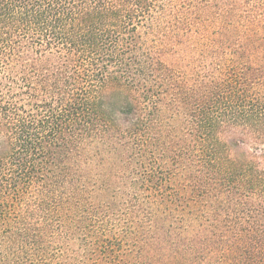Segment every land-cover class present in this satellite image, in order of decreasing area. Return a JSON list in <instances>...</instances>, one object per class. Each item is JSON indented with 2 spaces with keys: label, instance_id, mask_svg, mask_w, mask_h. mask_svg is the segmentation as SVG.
<instances>
[{
  "label": "trees",
  "instance_id": "1",
  "mask_svg": "<svg viewBox=\"0 0 264 264\" xmlns=\"http://www.w3.org/2000/svg\"><path fill=\"white\" fill-rule=\"evenodd\" d=\"M260 145L264 0H0V264H264Z\"/></svg>",
  "mask_w": 264,
  "mask_h": 264
},
{
  "label": "rangeland",
  "instance_id": "2",
  "mask_svg": "<svg viewBox=\"0 0 264 264\" xmlns=\"http://www.w3.org/2000/svg\"><path fill=\"white\" fill-rule=\"evenodd\" d=\"M223 138H225V136ZM255 152H256V155L259 157V160H261L264 157V146L262 145L258 146ZM114 163L117 164L115 160H114ZM129 182H131L129 177H128V181L124 180V183L122 182L117 183V181H114V180L109 181L108 183L110 184V186L105 194V201L110 205V212H113V214L115 213V217H111L112 216L111 215L109 219L114 221L118 228H120L121 226H125L127 228L129 227L130 230L133 232L137 230L139 223L126 226V223L124 222L127 217H125V219L124 218L122 219V216H121L123 214L121 213L122 209H117L115 207V204H117L120 207V205L124 203V200L126 201L128 200L127 199L128 198L127 189L133 187V185L128 186ZM258 195L259 194L257 193L256 196L258 197ZM229 197L233 199V201L229 205L230 211L238 212L242 209H245V210L248 209L249 205L246 203V200L248 201V198H250V193L243 192V190H240V192H238V195L233 194V196H230L229 194ZM222 211L223 209H221L219 212L221 219H223L221 216ZM223 214L224 216H226L224 212ZM144 226H149V222L148 224ZM156 227L157 228L153 230H149V228L147 227L148 237H151L148 240V244H150V246L149 245L145 246V251H146L145 254L147 256H150V254H152V251H158V252L164 253L166 252L169 246V243L165 242L164 240V238L166 237V234L163 233V228H161L160 230V227L158 225H156Z\"/></svg>",
  "mask_w": 264,
  "mask_h": 264
}]
</instances>
